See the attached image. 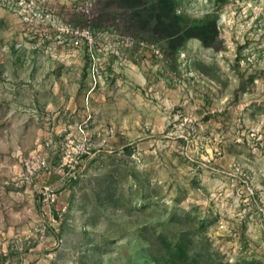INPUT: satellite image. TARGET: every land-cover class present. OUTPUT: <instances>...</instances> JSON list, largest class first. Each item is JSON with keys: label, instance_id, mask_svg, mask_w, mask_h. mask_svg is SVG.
<instances>
[{"label": "rangeland", "instance_id": "rangeland-1", "mask_svg": "<svg viewBox=\"0 0 264 264\" xmlns=\"http://www.w3.org/2000/svg\"><path fill=\"white\" fill-rule=\"evenodd\" d=\"M45 2L84 23L71 0ZM94 14L165 60L102 51L91 89L86 49L34 46L0 0L6 264H264V0H96ZM83 123L90 152L69 179Z\"/></svg>", "mask_w": 264, "mask_h": 264}, {"label": "built area", "instance_id": "built-area-1", "mask_svg": "<svg viewBox=\"0 0 264 264\" xmlns=\"http://www.w3.org/2000/svg\"><path fill=\"white\" fill-rule=\"evenodd\" d=\"M72 11L83 16L84 23H76L67 20L58 14L56 6L47 4L45 0H6V4L11 8L15 15L20 18L24 34L34 37V46L42 47L50 55L57 57L56 45L72 46L74 48L86 49L89 55L88 71L91 75L93 89L99 82L101 60L100 54L104 53L116 55L122 62H127L128 55L125 53L126 48H137L138 51L149 47L157 60H165L164 51L156 42H148L138 39L129 32H122L114 28H104L94 25V9L96 0H71ZM104 42V45H103ZM140 56L137 52L134 54V61L138 63ZM163 61V60H162ZM90 114L86 115L89 119ZM81 139L79 147L72 155H64L63 160L59 163V167H66L68 177H76L78 168H74L76 158L87 155L89 150L87 136L88 131L86 123L79 125ZM29 173H34L38 168H47L44 158L39 159L37 166L27 164ZM83 168L84 165L78 164ZM44 199L51 201L55 197V192L48 186H44Z\"/></svg>", "mask_w": 264, "mask_h": 264}, {"label": "crops", "instance_id": "crops-1", "mask_svg": "<svg viewBox=\"0 0 264 264\" xmlns=\"http://www.w3.org/2000/svg\"><path fill=\"white\" fill-rule=\"evenodd\" d=\"M126 69V68H125ZM126 72H130L132 73V75L134 76V78L138 77V78H141L143 77V75L139 72L137 73L138 71L136 70H133V69H128V71L126 70ZM57 84V82H55V85ZM7 262V259H4V256H1L0 255V264H6Z\"/></svg>", "mask_w": 264, "mask_h": 264}]
</instances>
